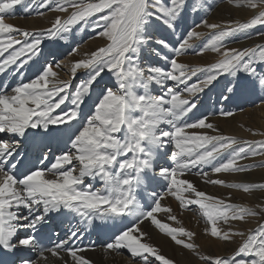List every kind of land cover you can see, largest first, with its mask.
Wrapping results in <instances>:
<instances>
[{
	"label": "snow or ice",
	"instance_id": "6c2138e0",
	"mask_svg": "<svg viewBox=\"0 0 264 264\" xmlns=\"http://www.w3.org/2000/svg\"><path fill=\"white\" fill-rule=\"evenodd\" d=\"M227 3L252 14L245 21L202 19L176 36L186 14L199 11L189 0H39L40 8L62 15H56L48 28L33 31L5 21L25 0H0V75L10 70L13 77L23 75L21 70L30 62L35 66L28 82L0 84V264H94L83 254L94 251V245L72 243L82 239L79 229L62 238L57 234L51 242L42 231L51 213L74 214L88 225L94 220L105 222L98 225L110 228L104 253L126 250L133 264H175L150 242L142 227L146 222L201 264H264V202L254 207L233 203L230 194L227 198L209 194L185 178L192 174L204 184L264 192V182L212 178L251 171L255 165L242 162L264 157V140L225 135L207 115L195 112L198 95L221 76L232 78L220 92L225 101L254 91L257 84L264 89V42L243 48L225 43L237 33L264 26V0ZM202 26L209 35L196 54L211 51L219 59L192 67L179 58L194 48L193 40L205 36L196 30ZM87 28L106 43L71 63L72 78L78 70L84 71V78L69 92L71 81L60 78L64 66L54 58L55 52L48 53L53 57L48 60L41 46ZM257 35L264 39V32ZM145 53L165 66L147 62ZM73 54L78 48H72L69 55ZM42 56L43 62L37 63ZM199 73L203 78L192 82ZM106 75L110 82L99 88L85 113L83 106ZM154 86L159 94L152 91ZM69 101L70 107H62ZM220 115L234 113L222 110ZM61 133H68L64 148L57 149L54 161L45 165L44 149L51 151L52 140ZM252 134L264 136V132ZM29 141L40 154L39 165L25 171L17 157L21 144ZM225 154L227 158L221 160ZM165 157L168 166L157 168V160ZM86 178L100 186L86 184ZM160 180L166 182V192H153L151 205L145 207L137 189ZM167 197L178 201L181 210L197 206L209 238L222 244L235 243L237 238L240 242L231 254H205L194 242L195 232L157 218L163 212L179 223L173 210L162 204ZM248 218H258L254 228L234 227Z\"/></svg>",
	"mask_w": 264,
	"mask_h": 264
},
{
	"label": "bare ground",
	"instance_id": "6f19581e",
	"mask_svg": "<svg viewBox=\"0 0 264 264\" xmlns=\"http://www.w3.org/2000/svg\"><path fill=\"white\" fill-rule=\"evenodd\" d=\"M228 5V4H227ZM226 4L222 5L223 7H228ZM18 7V6H17ZM54 7V5L52 6ZM21 9V7H20ZM44 9V8H43ZM42 9V10H43ZM234 9V8H233ZM227 12H232L229 15L226 14H220V17L217 15H211L212 18L211 23H223L229 20H244L251 16V11L241 7L235 10H228L225 9ZM23 11V10H22ZM13 12L9 15L5 16V21L7 23L13 24L16 27L26 29L33 31L35 29L40 28H48L50 26V23L54 20L55 14L52 15V12H44L43 16H38L33 18H25L23 17H17V13L14 14ZM215 12V11H214ZM222 13V11H219ZM209 19V18H208ZM190 22V21H189ZM181 34L180 31H177ZM73 39V38H72ZM175 39V38H172ZM51 41V40H50ZM102 38H97V36L91 38L90 40L83 43L78 48V54L73 55H67L66 60L68 61V65L66 66V70H59L60 71V78L64 80H70L73 86V89H70L69 91L74 90L75 86L79 83V81L83 78L84 73L80 72L79 75L76 76L75 79L72 78L70 73V65L72 62L80 59L83 57V54L86 52H90L95 49L97 45H102L103 43ZM244 45V44H242ZM54 47V44H49V41H45V43L41 46L44 47V49L47 47ZM241 46V45H240ZM57 49V48H56ZM54 50V49H53ZM65 50V49H64ZM44 56H47L48 58L51 56L48 55L47 52H43ZM62 55L66 53L60 52ZM58 54V53H57ZM215 56V53H204V55H197L193 54L190 56H186L183 59H185V63L187 64H206L207 62L211 61V59ZM43 57V56H42ZM59 57V56H58ZM55 55V59L58 58ZM147 62L149 63H155L156 64V58L151 56L150 54L146 53ZM52 60V58H51ZM158 60V59H157ZM164 63V62H163ZM162 64V63H161ZM165 66V65H164ZM79 72V70H78ZM77 72V73H78ZM80 76V77H79ZM107 79V75L104 76L103 80L99 82V84L96 86L97 92L93 94V97L91 100L86 101L85 106H83V111L89 110V107L91 106L92 102L96 99V95L98 94L99 88H102V83L104 80ZM171 83V82H169ZM223 88L220 87L218 90L212 94V98H218L220 96V92ZM152 91L156 94H159L160 90L153 87ZM245 95V94H244ZM249 97H257V91H251L248 92ZM210 95L203 93L202 96L197 97V104L198 109L195 110L196 115H209V120L214 125H216L220 132L225 131L226 133H235L240 135L244 139L251 138V133L248 131V127L253 128H259L264 131V103H258L256 105H253L251 107H246L244 109H241L238 103L234 104L236 107L231 108V106H227L226 104H223L222 108L227 109V111H231L234 113L231 117H222V116H212L214 113H217L220 111V107L213 105L209 102ZM246 97V95L244 96ZM241 100V99H240ZM256 100V99H255ZM224 101V100H223ZM231 102L232 100H228V102ZM257 101V100H256ZM238 102V101H237ZM240 103V102H239ZM231 104V103H230ZM70 101L68 104L62 107H70ZM238 110V111H237ZM192 115V114H190ZM217 117V118H216ZM220 117V118H219ZM191 122V121H189ZM171 149V146H169V150ZM166 158V157H165ZM158 159L157 160V168L160 166H164L166 163V159ZM246 162V161H243ZM249 163V162H248ZM205 170H207L205 168ZM196 169L193 170L195 172ZM151 175V173L149 174ZM185 178L192 181L199 190H203L209 194L216 195L219 197L227 198L229 194L231 195V202L233 203H239L245 206L254 207L257 203H260L261 200L257 199L256 196L262 192L260 191H254L252 193H244L242 190H236V189H229L223 186L219 185H210V184H204L201 182L200 178L189 174ZM212 178H221L224 179L227 183H235V182H258V181H264V167L260 168H253L251 171L246 173H240V174H217L213 176ZM161 185L166 184V182L160 180L159 181ZM96 183V181H94ZM160 185V186H161ZM166 187V186H165ZM166 189V188H165ZM166 190L162 191L161 193L164 194ZM243 196L247 199V204L242 203L238 196ZM261 198V197H260ZM256 203V204H254ZM162 204L170 207L173 211L172 214L177 216V222H173L167 219V214L161 212L156 214L158 219H161L162 222L169 223L173 227H185L187 230L193 231L196 233V236L194 237V242L200 246V250L204 252L205 254L211 253L213 255H228L231 254L233 249L237 246V244L240 242L239 238L236 239L235 243L230 244H222L219 241H216L212 238H209L204 233V228L206 226L205 221L199 214V209L197 206L192 205L188 209L181 210L179 207V202L176 201L172 197H167L165 200L162 201ZM99 221V220H97ZM241 222H237L234 227H236L239 230L247 231L249 228H253L256 226V220L253 221L248 219L246 223L242 222L243 225H240ZM241 226V227H238ZM144 230L148 233V237L150 239V242L153 243L155 246L159 247L161 249L162 254H164L166 257L171 258L174 260V262H193L195 264H201V262L198 260L197 257H195L189 250L183 249L182 246L175 245V243L167 237L165 234L160 233L157 229H155L154 226H151L149 222H146L143 226ZM86 257L92 259L94 261V264H133V262L130 260V254L127 253L126 250H122L120 254L116 255H106L103 251V246L95 247V250H89L83 253ZM34 259H38L37 256H35ZM50 259H54L51 258Z\"/></svg>",
	"mask_w": 264,
	"mask_h": 264
},
{
	"label": "rangeland",
	"instance_id": "374dc122",
	"mask_svg": "<svg viewBox=\"0 0 264 264\" xmlns=\"http://www.w3.org/2000/svg\"><path fill=\"white\" fill-rule=\"evenodd\" d=\"M193 3L199 9V11L196 12V13L188 12L186 14L185 19L180 22L179 27H178V30H177V31H180L181 34L184 33L186 29L193 28L196 24L200 23V21L202 19H207L208 22L211 23V20H212V18L210 17L211 15H215V16L217 15L218 17H220V14L221 15L222 14L229 15L230 13H232V12H227L225 9H228V10L238 9V8H236L234 6L229 5L227 3V0H189V4H193ZM38 4H39V0H37V2L35 4L32 3V0H25V4H23V5H17L18 7L17 6L14 7V11L15 12L13 13V16H14L15 13H17V17H23L24 16L25 18H30V17L35 18V17H37L38 13H40V12H43L44 13L46 11L52 12V15L55 14V16L56 15H62L61 13H57V12L51 11L49 8H44V9L43 8H40L38 6ZM225 4L226 5L228 4L227 5L228 7H225V8L223 7V9H222V5H225ZM53 5L55 6V3H53ZM26 6H28V8H29L28 11H25V7ZM20 7H21V9H20ZM219 11H222V13H220ZM248 18H246L244 20H241V21H245ZM40 29H43V28H40ZM35 30H39V29H35ZM196 30L204 33L205 36L204 37H201L199 40H193L192 41V43L194 45V48L191 49V50H189V52L187 54H185L184 56H182V57L179 58L181 62H184L185 63V59H183L184 57L190 56V55H193V54H196L198 52L199 48L204 44V42L208 38L209 30L207 28H205V27L202 26V27H200V28H198ZM259 32H264V26H257L256 28L250 30L248 33H237L235 36H233V37H231V38H229V39H227L225 41L226 46L229 47V48H233V47H235V48H243V47H246V46H254L256 43L264 42V39H262L261 37H259L257 35V33H259ZM179 35H180V33L177 32L176 36H179ZM95 36H96V33H94L91 30V28H87L86 30H80V31L74 30L71 33L65 34L64 38L57 39L54 42L52 40L51 41L50 40H46V41H49V44H51V45L54 44V47H50L49 46L48 48L46 47L45 49H44V47H42V50H43V52H47V53H49V52H55L56 56L57 57L59 56L57 58V61L61 62L62 65L64 66L63 69L66 70V66L68 65V61L66 60V56L71 52L72 48H74V47L75 48H79L83 43H85L86 41L90 40L91 38H93ZM248 36H251V39H248L247 38ZM172 38H175L176 39L175 36L172 37ZM105 43H106V41L104 40L103 43H102V45L100 44V45H97L96 47L103 46ZM242 44H244V45H242ZM64 51H66V53H64L62 55V53H60V52H64ZM205 53L209 54V53H213V52L206 51ZM145 55H146V53H145ZM51 58L53 59L52 56H51ZM51 58L49 57L48 59L51 60ZM157 59L158 58H156V64H158L159 66H162L163 67L164 66L163 61H160L159 59L158 60ZM218 59H219V57L217 56V54H215V56L211 59V61L207 62L206 64L198 63V65H196V64H189V65L192 66V67L206 66V65L211 64L213 62H216ZM80 72L84 73L83 70H79V72L77 73V75H79ZM203 75H204L203 73H199L198 74V77H194L193 78V81L192 82H195L198 78L199 79H202L203 78ZM240 75H243V74H240ZM83 78H84V76H83ZM231 79L232 78L231 77H228V76H221L218 79V81L214 82V84L212 86H209L203 92V93H206L207 95L208 94L210 95V97H209V102L210 103H212L213 105H216V106H219L220 107V109H219L220 111H218L217 113H214L213 115H211V117L212 116H221L220 115V112L222 110L223 111H227V109L222 108L223 107V106H221L222 103L223 104H226L227 106H231L232 105L231 108L236 107V105H234V104H237L238 103L239 105H237V106H240L241 109H244L246 107H251V106L256 105V104H258L260 102L261 103H264V89H262L258 84L256 85V88H255V90L257 91V97L256 98H254L252 96L249 97L248 96V93L245 94L246 97H244L245 95H242V96H238V97L232 98L231 99L232 100L231 102L230 101L228 102V101H225V100L223 101V99H221L220 96L218 98H216V97L215 98H212L211 95L212 94L214 95V93L218 90V88H220V87L224 88V86L226 84H228V82ZM110 80H111L110 75H107V79H105L104 82L102 83V87H104L105 84H108L110 82ZM203 93H200L198 96H202ZM209 115H207V116H209ZM224 118H226V117H224ZM248 131L251 133V138H248V139H244L240 135L235 134V133H226L225 131H222L221 133H223L225 135L236 136L238 139H241V140H250V141L264 140V136H261V135H253L252 134L253 132H256V133L264 132L263 130H261L259 128H253V127H250L249 128L248 127ZM226 158H227V154H225L224 157H221V160H224ZM242 163L255 165L253 168L264 167V166H260V165H264V157L251 158V159L247 160L246 162H242ZM207 170H209V169H207ZM258 182H264V181H258ZM256 198L259 199V200H261V202H264V192H262L261 194L259 193L256 196ZM238 199L242 203H245L246 202L245 204H247V199L244 198L243 196H241V195L238 196ZM254 204H256V203H254ZM248 219L251 220V218H248ZM252 220L253 221L256 220V222H257L258 218H252ZM240 225H243L242 222L240 223ZM238 227H241V226H238ZM175 264H195V263L188 262V261L183 263V262H179L178 261V262H175Z\"/></svg>",
	"mask_w": 264,
	"mask_h": 264
}]
</instances>
